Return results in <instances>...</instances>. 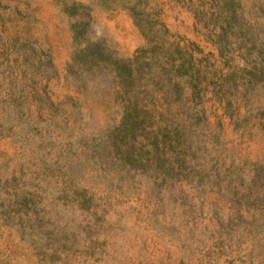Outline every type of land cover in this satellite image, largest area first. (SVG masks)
I'll return each instance as SVG.
<instances>
[{"label":"rangeland","instance_id":"374dc122","mask_svg":"<svg viewBox=\"0 0 264 264\" xmlns=\"http://www.w3.org/2000/svg\"><path fill=\"white\" fill-rule=\"evenodd\" d=\"M241 2L251 33L264 35V0ZM73 3L85 5L76 17L65 11ZM149 3L173 38L194 41L222 66L209 19L195 16L194 2ZM74 19L87 20L84 36L121 57L144 42L128 10L109 0H0V264H264V170L252 179L250 169L264 161V128L253 116L231 122L213 98L200 135L206 148L188 158L181 175L164 160L125 164L98 190L96 141L80 136L77 124L105 130L118 114L97 92L85 94L89 107L81 112L72 106L79 100L64 67ZM240 52L235 44L225 54ZM256 97L264 101L263 86ZM47 98L56 106L50 116L63 120L67 112V126L45 118ZM87 142L90 149H82ZM75 186L107 198L89 212ZM254 188L260 199L251 202ZM244 204L263 205L259 225L235 214Z\"/></svg>","mask_w":264,"mask_h":264},{"label":"trees","instance_id":"16d2710c","mask_svg":"<svg viewBox=\"0 0 264 264\" xmlns=\"http://www.w3.org/2000/svg\"><path fill=\"white\" fill-rule=\"evenodd\" d=\"M176 1L194 2L195 16L206 19L207 15L222 66H217L212 53H205L194 41L173 38L160 11L150 5L151 0H109L112 5L128 10L143 37L144 42L128 57L118 56L103 42L84 36L87 20L74 19L71 23L73 48L64 69L65 78L75 92L72 98L79 100L72 106L81 112L82 106L89 107L85 94L97 92L96 95L112 101L118 114L116 123L107 125L105 130H87L77 124L80 136L96 141L92 145L98 154L95 171L102 173L100 191L118 178L117 173L127 169L125 164L143 165L164 160L171 165V172L181 175L188 158L206 148L200 135L207 134L205 128L209 119L205 102L209 98L220 105L231 122L253 116L255 125L264 128L261 116L264 101L256 97L257 90L264 87V35L257 37L251 33L253 23L246 18L241 0ZM83 7L85 5L73 3L65 6V11L76 17ZM261 31L264 33V26ZM235 44L240 47V54L226 55L227 48ZM46 100L48 122L53 126H67V112L61 116L63 120L53 118L50 115L56 106L52 99ZM100 132H105V138ZM88 143L83 144L82 149H90ZM111 152L115 153L109 158ZM200 158L204 160L205 153ZM117 160L121 164H114ZM251 163L254 164L250 168L253 179L256 171L264 170V161L256 159ZM98 190L86 186L74 191L79 203L90 212L100 205L97 200L107 198V192ZM253 191L259 190L251 189V202L255 197L260 199ZM240 193L248 195L245 190ZM262 210L263 205L244 204L235 214L248 218L247 222L252 225H259Z\"/></svg>","mask_w":264,"mask_h":264}]
</instances>
